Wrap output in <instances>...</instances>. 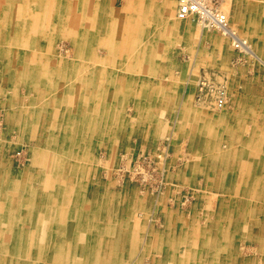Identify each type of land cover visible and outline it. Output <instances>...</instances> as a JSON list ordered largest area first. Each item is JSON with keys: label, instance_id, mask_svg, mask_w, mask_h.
<instances>
[{"label": "rangeland", "instance_id": "obj_1", "mask_svg": "<svg viewBox=\"0 0 264 264\" xmlns=\"http://www.w3.org/2000/svg\"><path fill=\"white\" fill-rule=\"evenodd\" d=\"M167 1L0 0V264H264V0L259 60Z\"/></svg>", "mask_w": 264, "mask_h": 264}, {"label": "bare ground", "instance_id": "obj_2", "mask_svg": "<svg viewBox=\"0 0 264 264\" xmlns=\"http://www.w3.org/2000/svg\"><path fill=\"white\" fill-rule=\"evenodd\" d=\"M60 1V0H59ZM86 1V0H85ZM98 1V0H97ZM227 1V3H228V0H226ZM225 0H198V2H203V6L202 5H199V7L197 8L196 7V10L195 11H193V12H190V13H188V14H186V16L185 17H181L180 15H179V12H180V7H181V2H182V0H176V17L178 18V19H180V20H188V22L190 23V26H191V28H190V30L191 29H194V30H196V28H197V30L199 29L198 28V26L200 25L201 26V28L203 29V28H208V29H214V30H218V32H220V33H222L223 35H225L226 36V38H228L227 40L233 45V47H234V50L235 49H238L239 51H242V52H245V53H248V54H250V55H252L253 57H255V58H257L258 60L259 59H261V57L252 49V47H251V45L248 43V39L247 38H245V37H242L240 34H239V32H237L236 30H235V28L236 27H234L233 26V24H232V21H231V19L229 18V16H228V14H227V12H226V10L227 9H224V6L227 4H225V2H226ZM53 3V2H52ZM94 3V2H93ZM232 3V2H231ZM236 3H238V2H236ZM48 4V3H47ZM83 4H84V1H83ZM149 4V3H148ZM54 5V4H53ZM240 5H243V4H240ZM205 6V7H204ZM243 7V6H242ZM54 8H55V6H54ZM68 8V7H67ZM210 8H213V9H215L217 12H215V13H212L211 15H210V17H209V19H210V24H208V22L205 20V17H206V15H208V10L207 9H210ZM57 10V9H56ZM139 15V14H138ZM141 16V15H140ZM225 17L224 19H225V22L224 23H222V22H218L219 21V18L220 17ZM146 17H147V15H146ZM52 18V17H51ZM138 18V17H137ZM140 19V18H139ZM51 21V20H50ZM49 21V22H50ZM33 24V23H32ZM236 24V23H235ZM66 27V26H65ZM245 27V30H246V34L249 36V32L248 31H250V28L248 27V26H244ZM95 28V27H94ZM101 28H102V25H101ZM66 29V28H65ZM72 29V28H71ZM74 29V28H73ZM103 29V28H102ZM196 30V31H197ZM98 32V31H97ZM2 35V34H1ZM192 35V34H191ZM220 37V36H219ZM96 40V39H95ZM94 40V41H95ZM0 41H1V39H0ZM146 41V40H145ZM92 42V41H91ZM143 43V42H142ZM219 43V42H218ZM238 43V46L236 45ZM5 45V44H4ZM144 46V45H143ZM148 46V45H147ZM169 47V46H168ZM183 49H184V47H182ZM9 50V49H8ZM140 50V49H139ZM142 50V49H141ZM96 51V50H95ZM173 51V50H172ZM194 51V50H193ZM104 52V51H103ZM142 52V51H141ZM241 52V53H242ZM129 53V52H128ZM124 54V53H123ZM194 54V53H193ZM41 55V54H40ZM110 55V54H109ZM143 55V54H142ZM155 55V54H154ZM84 56H86V55H84ZM190 56V55H189ZM188 56V57H189ZM24 57V56H23ZM111 57V56H110ZM240 57V56H239ZM245 57V56H244ZM27 58V57H26ZM106 58V57H105ZM236 58V57H235ZM117 59V58H116ZM119 59V58H118ZM151 59V58H150ZM149 59V60H150ZM238 59V58H237ZM152 60V59H151ZM190 60V59H189ZM61 61V60H60ZM190 61H192V60H190ZM237 61V60H236ZM57 62V61H56ZM55 62V63H56ZM118 62V61H117ZM242 62V61H241ZM252 62V61H251ZM253 63V62H252ZM28 64V63H27ZM37 64V63H36ZM194 64V63H193ZM233 64V63H232ZM59 65V64H58ZM237 65V64H236ZM246 65V64H245ZM152 66V65H151ZM244 66V65H243ZM251 66V65H250ZM31 67V66H30ZM192 67V66H191ZM237 67V66H236ZM86 68V67H85ZM235 68V67H234ZM91 69V68H90ZM147 69V68H146ZM86 70V69H85ZM148 70V69H147ZM149 70H151V69H149ZM160 70V69H159ZM35 71H36V68H35ZM190 71V70H189ZM249 71V70H248ZM94 72V71H93ZM151 72V71H150ZM28 73V72H27ZM174 73V72H173ZM191 73V72H190ZM30 74V73H29ZM53 74H55V73H53ZM57 74V73H56ZM37 75V74H36ZM78 75V74H77ZM204 75V74H203ZM240 75V74H239ZM76 76V75H75ZM199 76V75H198ZM202 76V75H201ZM226 76H227V74H226ZM54 77H56V75L54 76ZM81 77H83L82 75H81ZM208 77V76H207ZM214 77V76H213ZM124 78V77H123ZM202 78V77H201ZM206 78V77H205ZM98 79H100V77L98 78ZM121 79V78H120ZM168 79V78H167ZM170 79V78H169ZM215 79V78H214ZM220 79H221V77H220ZM264 79V78H263ZM58 80V79H57ZM161 80H163V79H161ZM197 80V79H196ZM199 80H202V79H199ZM46 81V80H45ZM48 81V80H47ZM210 81V80H209ZM253 81V80H252ZM264 81V80H263ZM30 82V81H29ZM58 82V81H57ZM124 82V81H123ZM169 83H171L170 81H168ZM211 82V81H210ZM224 82V81H223ZM80 83V82H79ZM79 83H77V84H79ZM84 83V82H83ZM82 83V84H83ZM190 83V82H189ZM197 83H198V81H197ZM200 83V82H199ZM204 83V82H203ZM208 83V82H207ZM36 84V83H35ZM46 84V83H45ZM53 84V83H52ZM89 84V83H88ZM212 84V83H211ZM210 84V85H211ZM221 84V83H220ZM86 85V84H85ZM91 85H93V84H91ZM171 85V84H170ZM169 85V86H170ZM209 85V84H208ZM207 85V86H208ZM218 85V84H217ZM222 85V84H221ZM35 86V85H34ZM78 86H80V85H78ZM88 86H90V85H88ZM199 86V85H198ZM204 86V85H203ZM214 86V85H213ZM197 87V86H196ZM206 87V86H205ZM238 87V86H237ZM240 87V86H239ZM156 88V87H155ZM214 88H216V86H214ZM210 89H213V88H210ZM253 89V88H252ZM264 89V88H263ZM46 90V89H45ZM78 90V89H77ZM77 90H76V92H77ZM87 90H88V88H87ZM92 90V89H91ZM155 91V90H154ZM203 91V90H202ZM209 91V90H208ZM244 91H246V90H244ZM262 91V90H261ZM37 92V91H36ZM49 92H50V90H49ZM111 92V91H110ZM206 92V91H205ZM74 93H75V91H74ZM120 93V92H119ZM131 93V92H130ZM198 93H199V91H198ZM213 93V91L211 92V94ZM232 93V92H231ZM256 93V92H255ZM29 94V93H28ZM50 94V93H49ZM59 94V93H58ZM57 94V95H58ZM90 94V93H89ZM94 94V93H93ZM203 94V93H202ZM79 95H81L80 93H79ZM86 95V94H85ZM139 95V94H138ZM161 95V94H160ZM170 95V94H169ZM209 95V94H208ZM227 95H229V93L227 94V89H226V87L224 86H221V87H217L216 88V90H215V92L213 93V96H212V98H211V100L213 101H211V104H213L215 107L214 108H223L225 105H226V102H227V99L229 98H227ZM174 96V95H173ZM194 96H196V95H194ZM211 96V95H210ZM264 96V95H263ZM49 97V96H48ZM207 97V96H206ZM37 98V97H36ZM161 98V97H160ZM200 98V97H199ZM45 99H46V97H45ZM74 99V98H73ZM72 99V100H73ZM196 99V98H195ZM198 99V98H197ZM23 100V99H22ZM87 100H88V102H89V95H88V97H87ZM109 100V99H108ZM145 100V99H144ZM157 100V99H156ZM168 100V99H167ZM161 101V100H160ZM210 101V100H209ZM49 102H50V100H49ZM74 102H75V99H74ZM141 102V101H140ZM143 102V101H142ZM165 102V101H164ZM197 103V102H196ZM205 103V102H204ZM230 103V102H229ZM51 104V103H50ZM74 104V103H73ZM82 104H83V102H82ZM155 104H156V102H155ZM185 104V103H184ZM25 105V104H24ZM229 105V104H228ZM233 105V104H232ZM255 105V104H254ZM38 106H40V105H38ZM55 106V105H54ZM83 106V105H82ZM147 106V105H146ZM199 106H201V105H199ZM198 106V107H199ZM257 106V105H256ZM24 107V106H23ZM49 107V106H48ZM143 107V106H142ZM203 107V106H202ZM245 107V106H244ZM20 108V107H19ZM57 107H55V109H56ZM82 108V107H81ZM208 108V107H207ZM210 108H211V106H210ZM227 108V107H226ZM230 108H232V107H230ZM84 109V108H83ZM141 109V108H140ZM148 109V108H147ZM41 110V109H40ZM160 110V109H159ZM215 111H216V109H214ZM246 110V109H245ZM75 111H79V109L78 108H74V109H72L71 110V113L73 114V112H75ZM223 111V110H222ZM224 111H225V109H224ZM50 112V111H49ZM159 112V111H158ZM219 112H220V110H219ZM235 113V112H234ZM251 113H252V111H251ZM208 114V113H207ZM231 114V113H230ZM233 114V113H232ZM41 115V114H40ZM157 115V114H156ZM155 115V116H156ZM219 115H223L222 113H217V112H215V113H213L211 116L212 117H215V118H219ZM50 116V115H49ZM48 116V117H49ZM95 116V115H94ZM154 116V117H155ZM206 116V115H205ZM227 116H228V114H227ZM23 117V116H22ZM29 117H31V116H29ZM101 117V116H100ZM153 117V116H152ZM240 117V116H239ZM242 117V116H241ZM73 118H75V116L73 115ZM210 118V117H209ZM224 118V117H223ZM46 119V118H45ZM52 119V118H51ZM101 119V118H100ZM187 119V118H186ZM240 119V118H239ZM27 120H29V119H26V121ZM47 120H48V118H47ZM54 120V119H53ZM52 120V121H53ZM69 120V119H68ZM75 120V119H74ZM229 120V119H228ZM243 120V119H242ZM42 121V120H41ZM49 121V120H48ZM198 121V120H197ZM206 121V120H205ZM209 121V120H208ZM238 121V120H237ZM47 123H49V122H47ZM237 123V122H236ZM248 123V122H247ZM235 124V123H234ZM242 124V123H241ZM122 125V124H121ZM202 125V124H201ZM231 125V124H230ZM42 126V125H41ZM76 126V125H75ZM78 126V125H77ZM111 126V125H110ZM114 126V125H113ZM187 126V125H186ZM217 126V125H216ZM210 128L212 127V126H209ZM218 127V126H217ZM229 127V126H228ZM235 127V126H234ZM41 128V127H40ZM78 128V127H77ZM220 128V127H219ZM224 128V127H223ZM242 128H243V126H242ZM215 129V128H214ZM39 130H41V129H39ZM46 130V129H45ZM98 130V129H97ZM128 130V129H127ZM210 130V129H209ZM72 131V130H71ZM212 131V130H211ZM200 132V131H199ZM208 132V131H207ZM214 132V131H213ZM220 132V131H219ZM264 132V131H263ZM37 133H39V132H37ZM91 134V133H90ZM245 134V133H244ZM247 134V133H246ZM40 135V134H39ZM68 135V134H67ZM89 135V134H88ZM214 135H216V134H214ZM213 135V136H214ZM243 135V134H242ZM72 136V135H71ZM70 136V137H71ZM90 136V135H89ZM251 136V135H250ZM229 140V139H228ZM245 140V139H244ZM250 140H251V138H250ZM263 140V139H262ZM225 141V140H224ZM233 142V141H232ZM249 142V141H248ZM256 142H257V140H256ZM260 142V141H259ZM171 143H172V140H171ZM238 143V142H237ZM245 143H246V141H245ZM251 143V142H250ZM155 144V143H154ZM86 145V144H85ZM250 145V144H249ZM153 146V145H152ZM207 146V145H206ZM242 146V145H241ZM256 146H257V143H256ZM70 147V146H69ZM219 147V146H218ZM243 147V146H242ZM253 147H255V146H253ZM148 148V147H147ZM245 148H247V147H245ZM68 150V149H67ZM244 150H246V149H244ZM252 150V149H251ZM196 151V150H195ZM255 151V150H254ZM253 151V152H254ZM261 151V150H260ZM163 151H161V153H162ZM245 152V151H244ZM255 152H258V151H255ZM164 153V152H163ZM223 153V152H222ZM69 154V153H68ZM143 154V153H142ZM213 154V153H212ZM235 154V153H234ZM67 155V154H66ZM163 155V154H162ZM251 155H253V156H255V154H251ZM215 156V155H214ZM219 156V155H218ZM217 156V157H218ZM238 156V155H237ZM236 156V157H237ZM248 156H249V154H248ZM160 157V156H159ZM164 157V156H163ZM230 157H231V155H230ZM60 158V157H59ZM143 158H144V156H143ZM211 158V157H210ZM62 159V158H61ZM69 159V158H68ZM161 160V159H160ZM218 160V159H217ZM161 162V161H160ZM214 162H215V160H214ZM218 162V161H217ZM232 162V161H231ZM263 162H264V160H263ZM60 163V162H59ZM220 163V162H219ZM237 163V162H236ZM67 164V163H66ZM158 164V163H157ZM233 164V163H232ZM260 164V163H259ZM7 166V165H6ZM141 166V165H140ZM161 166H162V163H161ZM261 166V165H260ZM74 167V166H73ZM235 167V166H234ZM250 167V166H249ZM65 168V167H64ZM185 168V167H184ZM223 168V167H222ZM248 168V167H247ZM39 169V168H38ZM143 169V168H142ZM164 169V168H163ZM63 170V169H62ZM240 170V169H239ZM63 172V171H62ZM212 172V171H211ZM213 172H214V170H213ZM217 172V171H216ZM233 172H234V169H233ZM239 172V171H238ZM248 174H249V172H248ZM60 175V174H59ZM234 175V174H233ZM240 175V174H239ZM263 175V174H262ZM73 176V175H72ZM93 176V175H92ZM220 176V175H219ZM234 177V176H233ZM240 177V176H239ZM217 178V177H216ZM237 178V177H236ZM60 179V178H59ZM233 179V178H232ZM59 181V180H58ZM72 181V180H71ZM263 181V180H262ZM261 181V182H262ZM240 182V181H239ZM238 182V183H239ZM252 182H253V180H252ZM54 183H56V182H54ZM58 183V182H57ZM73 183V182H72ZM252 184V183H251ZM66 185V184H65ZM83 185V184H82ZM235 185H237V184H235ZM260 185V184H259ZM185 186V185H184ZM187 186V185H186ZM15 187V186H14ZM56 187H58V186H56ZM55 187V188H56ZM238 187V186H237ZM236 187V188H237ZM61 188V187H60ZM74 188V187H73ZM236 188H234V189H236ZM43 189V188H42ZM64 190V189H63ZM74 190V189H73ZM72 190V191H73ZM76 190V189H75ZM43 192V191H42ZM63 192V191H62ZM76 193V192H75ZM250 193V192H249ZM60 194V193H59ZM72 194V193H71ZM254 194V193H253ZM73 195V194H72ZM253 196V195H252ZM44 197V196H43ZM186 198V197H185ZM184 198V199H185ZM251 199H252V197H251ZM3 200V199H2ZM51 201V200H50ZM73 201H74V199H73ZM36 202V201H35ZM51 203V202H50ZM3 204V203H2ZM15 204V203H14ZM61 204V203H60ZM85 204H87V203H85ZM84 204V205H85ZM28 205V204H27ZM89 205V204H88ZM261 206V205H260ZM84 207V206H83ZM85 208V207H84ZM2 209V208H1ZM97 211V210H96ZM79 213V212H78ZM78 213H76V215L78 214ZM263 213V212H262ZM14 214V213H13ZM23 214H24V212H23ZM85 214V213H84ZM83 214V215H84ZM96 215V214H95ZM126 216V215H125ZM38 217V216H37ZM80 217H83V216H81L80 215ZM95 217V216H94ZM250 218V217H249ZM254 218V217H253ZM15 219V218H14ZM82 219H84V218H82ZM15 221V220H14ZM48 221V220H47ZM86 221V220H85ZM11 222H12V219H11ZM36 222V221H35ZM41 222V221H40ZM46 224V223H45ZM264 224V223H263ZM247 225V224H246ZM248 225H249V223H248ZM79 227V226H78ZM82 227H84V225H82ZM247 227H249V226H247ZM46 228V227H45ZM2 229V228H1ZM6 229V228H5ZM34 228H32V230H33ZM84 229V228H83ZM29 230V229H28ZM74 230V229H73ZM82 230V229H81ZM115 230H117V227L115 228ZM25 231V230H24ZM117 231H115V233H116ZM83 233V232H82ZM5 234V233H4ZM42 234H44V233H42ZM35 235H36V233H35ZM117 235V234H116ZM5 236V235H4ZM34 236V235H33ZM220 236V235H219ZM7 237V236H6ZM24 238H25V236H23ZM97 237H98V235H97ZM1 238V237H0ZM5 238V237H4ZM23 238V239H24ZM5 240H7V238L5 239ZM52 240V239H51ZM54 240V239H53ZM82 240V239H81ZM118 240H119V238H118ZM227 240V239H226ZM23 241H25V240H23ZM42 241V240H41ZM99 241H100V238H99ZM34 242V241H33ZM106 242V241H105ZM214 242V241H213ZM225 242V241H224ZM223 242V243H224ZM83 243V242H82ZM98 243V242H97ZM100 243V242H99ZM115 243V242H114ZM53 244V243H52ZM68 244V243H67ZM107 244V243H106ZM29 245H30V243H29ZM38 245V244H37ZM49 245V244H48ZM47 245V246H48ZM262 245V244H261ZM263 246V245H262ZM1 247V246H0ZM23 247V246H22ZM81 247H83V246H81ZM109 247V246H108ZM223 247H225V246H223ZM73 248V247H72ZM72 248H70L71 250H72ZM100 248V247H99ZM219 248V247H218ZM252 248V247H251ZM83 249V248H82ZM109 249V248H108ZM66 250V249H65ZM102 250V249H101ZM105 250V249H104ZM224 250V249H223ZM222 250V251H223ZM6 251V250H5ZM28 251V250H27ZM27 251H26V253H27ZM32 252V251H31ZM44 252V251H43ZM71 252V251H70ZM102 252V251H101ZM25 253V254H26ZM99 253V252H98ZM66 254V253H65ZM108 254V253H107ZM228 254H229V252H228ZM236 254V253H235ZM67 255V254H66ZM79 256V255H78ZM77 256V257H78ZM101 256V255H100ZM99 256V257H100ZM214 256H215V254H214ZM231 256V255H230ZM238 256V255H237ZM251 256V255H250ZM66 257V256H65ZM99 257H98V259H99ZM105 257V256H104ZM216 258H215V260L217 261V264H237V263H235V262H233V261H231V258L230 257H228V259L226 258V257H224V258H221V254H218L217 256H215ZM235 257V256H234ZM240 257V256H239ZM70 258V257H69ZM107 258V257H106ZM249 258H251V257H249ZM65 260V259H64ZM69 260V259H68ZM85 260V259H84ZM108 260V259H107ZM105 261V260H104ZM210 261V260H209ZM208 261V262H209ZM252 261V260H251ZM259 261H260V259H259ZM84 262V261H83ZM238 262V261H237ZM94 263H96V262H94ZM255 263V262H254ZM65 264V263H64ZM99 264V263H98ZM263 264V263H262Z\"/></svg>", "mask_w": 264, "mask_h": 264}, {"label": "crops", "instance_id": "obj_3", "mask_svg": "<svg viewBox=\"0 0 264 264\" xmlns=\"http://www.w3.org/2000/svg\"><path fill=\"white\" fill-rule=\"evenodd\" d=\"M232 2V3H231ZM236 2H238V3H236ZM241 2H243L242 0H230V7H232L231 8V16H232V20H234L235 19V16L237 15V7H242V6H244L245 5V3L243 4V5H240L241 4ZM252 5L253 6V3L252 2H250V3H247L246 5ZM176 0H168L167 1V5L166 4H164V8H165V10L166 11H168V13L169 12H171V13H173L174 14V16H175V21H174V24L177 26V28L178 29H180L181 31H183V34L185 33V34H187V35H190V37H192V36H196L197 35V32H199L200 30H197V28H196V30H194V29H191L190 30V28H191V26H190V23L188 22V20H180V19H178L177 17H176ZM263 16V15H262ZM177 19V20H176ZM247 26V25H246ZM247 30V29H246ZM246 30H245V32H246ZM192 34V35H191ZM204 36L205 34L203 33L202 34V32H201V36ZM217 41H221V39L220 38H215ZM223 41V40H222ZM192 108V107H191ZM203 113H206L207 114V112H203ZM204 117V116H203ZM205 117H208V116H205ZM199 118H201V117H199ZM204 118H202V120H203ZM199 123H197V125H198Z\"/></svg>", "mask_w": 264, "mask_h": 264}, {"label": "built area", "instance_id": "obj_4", "mask_svg": "<svg viewBox=\"0 0 264 264\" xmlns=\"http://www.w3.org/2000/svg\"><path fill=\"white\" fill-rule=\"evenodd\" d=\"M199 5L203 6V2H198V0H182L179 15L181 17H185L186 14L195 11L196 7L198 8ZM207 10H208V15H206L205 20L208 22V24H210V19H209L210 15L212 13L217 12V11L213 8H210ZM224 18L225 17H223V16L220 17L218 22L224 23L225 22ZM236 45L238 46V43Z\"/></svg>", "mask_w": 264, "mask_h": 264}]
</instances>
